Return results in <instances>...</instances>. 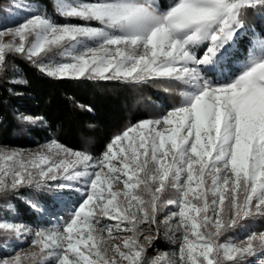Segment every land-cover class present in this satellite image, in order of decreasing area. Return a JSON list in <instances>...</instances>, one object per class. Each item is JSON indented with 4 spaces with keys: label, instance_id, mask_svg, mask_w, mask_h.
<instances>
[{
    "label": "snow or ice",
    "instance_id": "snow-or-ice-1",
    "mask_svg": "<svg viewBox=\"0 0 264 264\" xmlns=\"http://www.w3.org/2000/svg\"><path fill=\"white\" fill-rule=\"evenodd\" d=\"M9 7L15 11H0V36H12L0 42V79L26 82L20 59L48 78L155 83L178 99L127 123L98 154L55 136L34 150L0 146V264L264 257V230L250 226L264 219V28L249 23L264 18V0H53L52 12L38 0H17ZM165 205L176 210L161 218ZM161 225L177 246L149 257ZM235 229L245 234L222 239Z\"/></svg>",
    "mask_w": 264,
    "mask_h": 264
},
{
    "label": "trees",
    "instance_id": "trees-1",
    "mask_svg": "<svg viewBox=\"0 0 264 264\" xmlns=\"http://www.w3.org/2000/svg\"><path fill=\"white\" fill-rule=\"evenodd\" d=\"M38 2L49 12L53 11V0ZM9 5H12L10 0H0V11H15ZM249 23L257 31L264 28L262 17L252 16ZM16 63L26 82L10 84L0 79V146L34 148L55 136L70 147L87 148L98 154L110 137L127 123L159 112L161 105H170L178 99L155 83L134 87L121 81L52 79L42 76L23 60L17 59ZM80 104L91 105L93 111L80 108ZM17 112L43 116L48 123H22ZM4 214L5 206L0 203V215ZM24 217L28 219L26 213ZM250 226L263 230L264 219L256 218ZM230 233L241 235L244 232L235 229ZM0 240H3L2 235ZM159 242L163 244V240ZM249 264H264V257L259 254L250 257Z\"/></svg>",
    "mask_w": 264,
    "mask_h": 264
},
{
    "label": "rangeland",
    "instance_id": "rangeland-1",
    "mask_svg": "<svg viewBox=\"0 0 264 264\" xmlns=\"http://www.w3.org/2000/svg\"><path fill=\"white\" fill-rule=\"evenodd\" d=\"M11 4H15L17 2V0H10ZM162 3V2H161ZM12 39V36L10 34H5L3 36H0V42H7V41H10ZM17 41H18V38H17ZM24 149H36V147L34 148H24ZM166 195V198H169L171 196L174 195L173 192H169ZM175 211L176 209L174 208V206L172 205H165L163 210L161 211L160 213V216L161 218H163V216H167L169 214V211ZM261 230V229H259ZM264 230V229H263ZM163 231H164V227L163 225H161V235H160V238L155 242V246H149L148 249H147V254L149 257H154L157 253V251H169L173 248H175L177 245L174 244L171 240V233H169V237H165L164 234H163ZM245 233H242V235H244ZM228 236H235V234L233 233H226L225 237H222V239L228 237ZM160 239L163 240V244L162 245H165L167 248H164V246L160 245ZM25 248H27V245H23ZM10 251V249H9Z\"/></svg>",
    "mask_w": 264,
    "mask_h": 264
}]
</instances>
